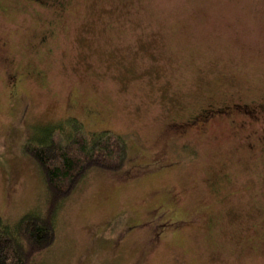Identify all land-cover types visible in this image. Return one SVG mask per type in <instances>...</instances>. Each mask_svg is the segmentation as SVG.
<instances>
[{"label": "rangeland", "instance_id": "1", "mask_svg": "<svg viewBox=\"0 0 264 264\" xmlns=\"http://www.w3.org/2000/svg\"><path fill=\"white\" fill-rule=\"evenodd\" d=\"M224 102L264 106V0H0V218L44 213L25 146L75 118L129 160L32 264H264V118L191 124Z\"/></svg>", "mask_w": 264, "mask_h": 264}, {"label": "trees", "instance_id": "2", "mask_svg": "<svg viewBox=\"0 0 264 264\" xmlns=\"http://www.w3.org/2000/svg\"><path fill=\"white\" fill-rule=\"evenodd\" d=\"M38 142L27 144L25 153L39 165L49 201L44 213L23 218L16 227L0 218V264H32L54 245L57 211L88 173L93 169L117 173L129 160L128 144L122 137L108 131L89 137L75 118L48 129Z\"/></svg>", "mask_w": 264, "mask_h": 264}, {"label": "flooded vegetation", "instance_id": "3", "mask_svg": "<svg viewBox=\"0 0 264 264\" xmlns=\"http://www.w3.org/2000/svg\"><path fill=\"white\" fill-rule=\"evenodd\" d=\"M235 115L242 117L241 125H245L249 122H258L259 119L264 118V106L257 102L243 103V102H234V103H222L221 105H216L208 107L200 111L195 117L191 124L196 123L197 125H204L211 118H218L225 116L229 122L235 126L237 119H234ZM189 126V122H185ZM252 147V146H251Z\"/></svg>", "mask_w": 264, "mask_h": 264}]
</instances>
